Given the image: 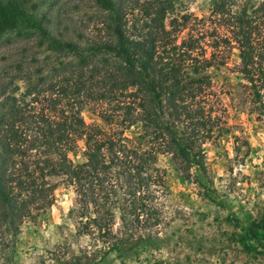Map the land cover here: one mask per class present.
Listing matches in <instances>:
<instances>
[{
  "label": "rangeland",
  "instance_id": "obj_1",
  "mask_svg": "<svg viewBox=\"0 0 264 264\" xmlns=\"http://www.w3.org/2000/svg\"><path fill=\"white\" fill-rule=\"evenodd\" d=\"M113 1L134 37L145 13L152 17V5L162 0ZM247 1L250 40L261 62L253 85L241 76L232 24L244 0H173L164 16L171 42L191 37L196 56L211 54V60L209 84L194 105L209 128L197 133L204 171L192 166L184 176L169 154L158 155L164 178L160 225L136 230L143 238L138 244L102 254L113 239L77 235L65 219L74 201L71 189L36 173L21 216L0 221V264H68L73 256L86 264H264V0ZM216 2L223 7L218 14L212 12ZM0 3L19 10L51 39L77 46L86 58L79 68L71 52H53L39 30L21 19L0 22V138L18 148L14 168L27 173L46 157L40 143L46 125L78 113L86 125L109 132L120 122L107 126L100 115L119 114L131 101L130 90L115 71L119 61L109 53L91 54L94 44L111 40L99 0ZM78 79L89 94H62ZM123 134L135 138L138 125Z\"/></svg>",
  "mask_w": 264,
  "mask_h": 264
},
{
  "label": "trees",
  "instance_id": "obj_2",
  "mask_svg": "<svg viewBox=\"0 0 264 264\" xmlns=\"http://www.w3.org/2000/svg\"><path fill=\"white\" fill-rule=\"evenodd\" d=\"M172 1L152 5V17L146 12L147 21H143L134 37H129L122 10L113 0H99L107 14L105 29L111 40L94 44L91 54L109 53L119 61L115 71L124 78L131 101L125 103L119 114L100 115L107 126L120 122L109 132L86 125L78 113L73 116L65 113L64 119L46 125L44 139L40 141L46 157L27 173H18L14 168L13 150L18 148L0 138V221L8 224L10 218L21 216L24 204L33 197L30 192L36 173L41 177H57L74 195L65 219L71 222L77 235L91 233L103 241L113 239L101 247L105 254L138 244L143 238L133 234L136 230L157 228L162 222L159 196L164 178L157 166L159 154H169L184 176H188L192 166L204 171L196 145L197 133H209V128L194 105L209 84L205 71L210 66L211 54L210 58L197 57L191 37L179 44L168 39L169 31L163 20ZM247 5L244 0L232 24L241 76L253 85L261 62L250 40ZM219 11L223 7L216 2L212 12ZM20 14L11 5L0 3V22L21 19L39 30L53 52H71L82 68L86 58L76 50L77 46L51 39L37 23L27 17L23 20ZM83 92L89 94L85 82L79 79L62 89V94L69 93L72 97ZM134 125H138L139 134L133 139L126 137L124 131ZM8 135L12 140L16 138L14 131ZM27 193L28 197L24 195ZM115 221L119 224L116 231ZM81 260L73 256L66 262L86 264Z\"/></svg>",
  "mask_w": 264,
  "mask_h": 264
}]
</instances>
